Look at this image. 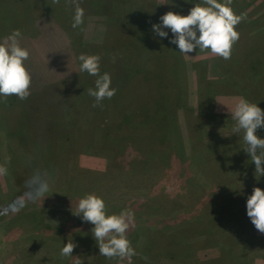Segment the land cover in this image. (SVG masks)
Wrapping results in <instances>:
<instances>
[{
  "label": "rangeland",
  "instance_id": "rangeland-1",
  "mask_svg": "<svg viewBox=\"0 0 264 264\" xmlns=\"http://www.w3.org/2000/svg\"><path fill=\"white\" fill-rule=\"evenodd\" d=\"M156 2L165 6L156 24L169 11L183 16L178 0ZM198 3L204 6L203 0ZM174 6H179L176 12ZM182 6L192 8L185 0ZM80 7L83 23L73 28L75 9L68 0H0V44L13 30L20 31L19 46L29 53L24 67L32 78L27 99L0 97V166L7 169L0 175V264H74V258L81 264H129L126 258L99 255L91 233L94 225L75 215L79 200L87 195L101 198L107 215L125 210L133 214L126 233L136 252L131 264L264 262V234L251 221L245 234L242 223L229 221L231 215L226 214L235 213L260 185L242 135L232 132L231 112L240 97L264 111V0H236L232 10L242 23L235 28L239 39L229 60L199 49L180 54L169 43L174 38L170 29H164L167 38H160L150 27L138 40L121 32L123 43L115 23L106 28L105 18L96 17L84 0ZM109 45L119 46L114 50ZM151 52L182 59L183 64L173 67L183 65L178 89L183 101L175 105L169 97L172 105L166 116L174 130L166 133L167 150L148 157L136 146L158 149L151 146L148 129L163 110L152 106L148 94L137 99L136 81L122 87L120 79ZM81 54L99 56L100 74L107 72L116 89L101 108L93 107L95 100L87 92L98 77L80 71ZM197 73L204 74L199 82ZM230 78L235 84H228ZM154 82L151 77L149 87ZM177 85L165 89L164 98ZM149 87L148 92L153 90ZM158 99L162 101V95ZM106 122L112 123L110 134ZM255 134L264 139V129ZM191 136L197 137L195 150ZM34 169L52 177L43 202L25 196V181ZM14 201L24 204L18 212L8 207ZM70 240L77 246L71 257H62L61 249ZM170 253L177 255L168 259L165 254Z\"/></svg>",
  "mask_w": 264,
  "mask_h": 264
},
{
  "label": "clouds",
  "instance_id": "clouds-1",
  "mask_svg": "<svg viewBox=\"0 0 264 264\" xmlns=\"http://www.w3.org/2000/svg\"><path fill=\"white\" fill-rule=\"evenodd\" d=\"M53 3H59V0H53ZM68 3L75 9L72 27L76 28L83 23L84 9L80 7V0H68ZM231 3L232 0H224L223 3L218 0H203L204 6L196 4L186 16L169 11L159 18L160 23L152 25V31L160 38H167L168 32L164 29H170L174 38L169 43L176 45L179 53L184 56L199 49L229 60L233 45L239 39L235 28L242 19L233 12L229 6ZM20 36L19 30H13L5 38V43L0 44V97L5 99L16 96L25 100L30 95L32 78L24 67L29 53L19 46ZM78 59L81 62V72L98 77L95 87L87 90L88 95L95 100L93 107L100 105L105 99H111L116 89L111 87V76L108 73L100 74V57L81 54ZM231 118L235 122L232 132L242 133L243 143L246 145L244 151L255 165V173L264 176V139L255 134L258 129H264V111L257 104L240 97L232 109ZM6 174L7 169L0 166V175ZM51 180L52 177L46 170L34 169L25 181L27 201L43 202L48 197L46 194L50 191ZM8 207L13 212H18L24 204L14 201ZM246 214L255 229L264 234V190L253 188L246 201ZM75 215L81 216L82 222L94 225L91 233L97 243L99 255L108 259L126 258L131 264L136 252L126 235L133 221L130 211L107 215L104 201L95 195H87L79 200ZM76 246L70 240L62 247L60 255L71 257ZM74 264H81L79 258H74Z\"/></svg>",
  "mask_w": 264,
  "mask_h": 264
},
{
  "label": "trees",
  "instance_id": "trees-1",
  "mask_svg": "<svg viewBox=\"0 0 264 264\" xmlns=\"http://www.w3.org/2000/svg\"><path fill=\"white\" fill-rule=\"evenodd\" d=\"M84 1H85L86 6H88L90 11L94 12L96 17H104L105 18L104 22H103L104 27L106 26V28H107L109 26V24H111V23H115L117 25L119 35L121 37V41H122V37H123L121 35V32L122 33H128L131 35H135L136 40H138L140 38V36H143L146 33H148L149 31L148 32H146V31L150 27H152L153 24L157 23L158 14L165 7V6L164 7L159 6L157 4L156 0H84ZM182 1H184V0H178L177 3L180 5L181 9L183 8V10H181V13L183 14V16H186L189 14V11L191 8L187 7V6H182ZM187 1H189L190 3ZM200 1H202V0H185L187 5L191 6V7H194ZM138 2L140 3V6L136 7ZM218 2L223 3V0H218ZM235 4H236V0H232V3L229 5L231 7V9H235ZM178 8H179V6L178 7L174 6V12H176ZM123 18H126V20H124ZM120 19H122V20H120ZM240 26H241V24H240ZM150 34H151V32L149 33V36H150ZM123 43H124V37H123ZM120 44H121V42H120ZM133 46L136 50L138 49L137 44L133 43ZM110 47H113L114 50L117 48L116 46L114 47V45L110 46ZM241 48L243 50V46H241ZM107 50H109V48ZM144 50H146V49L144 48ZM112 53H114V52H112ZM166 55H168L169 57H166V59H165V55H164V58H162L159 56V54H155L154 52L149 53L148 56H146L144 54V59H142L139 62L133 63L129 69H126L127 73H125V72L123 73L124 74L123 79H120V81L122 82V87H124L123 85H125V83H127V82L131 83L132 81H136L134 88H135V91H137V95H136L137 99L141 98V96L144 94H148L147 98H149L150 100L153 101V102H151L152 106L157 107L158 108L157 111H160L161 109L163 110V114H160V115L157 114L158 117L152 118L151 123H150V127L148 129L149 130V141H150V143H152L151 146L153 147L156 144L158 146V149L157 148L155 149V147H153L151 149V148L146 147V146H145L146 147L145 148V147H143L144 145L142 146L141 144L136 146L137 149L140 150V152H147L148 157H151V155H150L151 152L155 153L156 151H161L162 149L167 150L166 146L163 145V143L166 140V137H169L168 135H166V133L169 132V129L171 127L174 130V127L171 125V121H170L171 119L166 116L167 110H169L170 105H172V103L168 102L169 97L173 96L170 98L174 101L175 105H177L183 101L182 100V98H183L182 93L180 94V92L178 90V89H180V87L182 85L181 81L183 80V75H182L183 74V72H182L183 65L181 67H178V66L173 67V64L174 65H177L180 63L183 64L182 59H180V57H176V59H175L174 53H167ZM161 59H165L166 63L161 64L160 63ZM168 59H170V60L167 61ZM169 63H170V65L172 64V68H169ZM247 65H250V63H248ZM166 66L168 67L167 68L168 70L165 68ZM108 69H109V67L107 68V71H108ZM104 73H107V72H105L104 70L103 71L101 70V75ZM177 75H180V77H178ZM229 76H230V73H229ZM120 77L122 78V75ZM151 77H153V79L155 80V82H154L155 84L150 83L151 84L150 87H153V90L148 92L147 91V88L149 87L148 80H150ZM197 78H198V82H199L200 78H204V74L203 73H200V74L197 73ZM249 79L252 82L254 81V78L250 74H249ZM157 80H158V83H156ZM165 80H166L167 87H166V84L163 86L160 85V82H165ZM178 83H180V85ZM233 83L234 82L230 78V82L228 84H233ZM175 85H177V86L174 88V92L172 89H170L168 96L166 95V97L164 98V96H163V95H165V94H163L164 90L167 89L168 87L173 88ZM234 87H236V86H234ZM198 88H199V86H198ZM160 95H162V101L160 99H158L160 97ZM145 97L146 96H144L143 99H145ZM155 98H157V100H155ZM99 108H101V104H100ZM137 110L140 112V110L142 111V108L139 106V109H137ZM131 112H133V111L131 110ZM96 118H97V116H96ZM125 118L128 119L129 117L127 116ZM159 118H161V119H159ZM169 122H170V124H169ZM106 123L108 124V126L106 127L105 131L107 134H110V132L107 129L110 126L109 124H112V123H110V122H106ZM233 126H234V124H233ZM122 129H125V127H122ZM129 135H130V133H129ZM136 135H137V132L133 131V136H136ZM138 135H140V134H138ZM138 135L136 136V138H138ZM240 135H242V133H240ZM7 138L10 139V136L7 135ZM143 140H146V139H143ZM20 141L21 140H19V135H17L16 136V142H18L19 146L21 145ZM242 143H243V139H242ZM191 146H192V150H195L197 148L198 142H197L196 136H191ZM245 146L246 145H244L243 147H245ZM153 157L156 158V156H153ZM115 158H116V156H115ZM113 161H116V160H113ZM108 174H109V172H108ZM258 179H260L259 188L260 189L264 188V176H259ZM255 187H257V186L255 185ZM251 194L252 193H249V195L244 197V201L241 200L242 206H240L239 209L235 211V213L231 212V210H230V212L227 211V213H226V214L231 215V216L229 215L230 216L229 221H233L234 223L235 222L236 223H238V222L242 223V229L244 230V232L247 230L248 223L250 222V219L247 217V214H246V201H247V198ZM237 230L240 232L239 229H237ZM245 234H246V232H245ZM247 239L249 241L246 243L249 245H252L251 242H253V240L249 237H247ZM174 246H176V245H174ZM177 250H178V248H177ZM220 250H221L220 254H222V256L224 257L225 256L224 249L221 248ZM238 250H239V247H238ZM153 252L154 251L152 250L151 253H153ZM153 254H155V252ZM176 255H177V253H170L169 255L165 254V256L168 259H173ZM240 255H241V253L232 255V260L237 256L239 258ZM197 264H199V263H197ZM237 264H242V263L237 262Z\"/></svg>",
  "mask_w": 264,
  "mask_h": 264
},
{
  "label": "crops",
  "instance_id": "crops-1",
  "mask_svg": "<svg viewBox=\"0 0 264 264\" xmlns=\"http://www.w3.org/2000/svg\"><path fill=\"white\" fill-rule=\"evenodd\" d=\"M261 260V259H260ZM260 260H254V264H264V262L260 263ZM258 261H260L259 263H257Z\"/></svg>",
  "mask_w": 264,
  "mask_h": 264
}]
</instances>
